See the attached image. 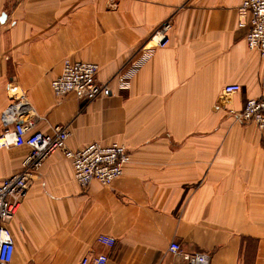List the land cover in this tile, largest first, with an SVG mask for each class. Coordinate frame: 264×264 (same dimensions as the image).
<instances>
[{
	"label": "crops",
	"instance_id": "0c3cea01",
	"mask_svg": "<svg viewBox=\"0 0 264 264\" xmlns=\"http://www.w3.org/2000/svg\"><path fill=\"white\" fill-rule=\"evenodd\" d=\"M242 1L0 0V114L22 89L36 130L68 125L72 150L117 142L132 156L110 185L82 187L64 152L51 154L8 223L11 264H81L99 254L107 264H175V241L207 253L209 264H264L263 137L254 123H217L264 92V59L238 25ZM168 21V41L156 46ZM145 48L150 59L126 83L113 81L109 96L89 104L54 96L64 60L98 64L108 83ZM231 83L241 91L226 96ZM28 152L0 149V182Z\"/></svg>",
	"mask_w": 264,
	"mask_h": 264
},
{
	"label": "built area",
	"instance_id": "2783aa9c",
	"mask_svg": "<svg viewBox=\"0 0 264 264\" xmlns=\"http://www.w3.org/2000/svg\"><path fill=\"white\" fill-rule=\"evenodd\" d=\"M238 18L239 27L248 28L247 47L258 51L264 59V0H243L238 7ZM169 28L170 22H166L158 34L157 45L166 40L164 33ZM145 50L143 59L149 58L152 53L149 48ZM136 58L133 57L129 62L131 65L120 81L129 80L130 75L140 67ZM98 71L99 65L96 63L64 60L61 73L51 82L54 96L61 99L72 94L87 104L100 96L109 95V86L98 81ZM240 91L241 85L237 83L227 84L223 88L226 96H233ZM232 117L238 122L256 124L264 136V92L260 97L248 99L242 110L232 112ZM38 120L27 93L15 89L9 104L0 114L3 125L0 149L27 146L29 152L22 168L0 182V264H11L13 261L15 243L8 223L16 215L34 177L51 154L58 150L64 152L72 161L75 178L82 187H87L93 180L110 185L123 174L124 166L132 159L130 150L116 142L110 145L94 142L72 150L68 148V125H56L51 133H45L35 129ZM98 240L108 247L116 244L113 237L106 235L99 236ZM169 252L176 257L175 264H209L210 260L207 253L187 252L176 241L170 244ZM108 261L107 254H99L84 257L81 264H107Z\"/></svg>",
	"mask_w": 264,
	"mask_h": 264
},
{
	"label": "rangeland",
	"instance_id": "374dc122",
	"mask_svg": "<svg viewBox=\"0 0 264 264\" xmlns=\"http://www.w3.org/2000/svg\"><path fill=\"white\" fill-rule=\"evenodd\" d=\"M168 22H170V21H168ZM163 27V26H162ZM161 27V28H162ZM161 28H159L158 30H157V32L155 33V35L153 36V40H155V44H156V46H158L157 45V42H158V34H160L162 31H160L161 30ZM172 28H173V24H172V22H170V28L164 33V35L166 36V40L162 43V44H164V43H166L167 41H168V33L172 30ZM157 39V40H156ZM161 45V44H160ZM153 52V51H152ZM143 52H141V54H139V56L138 55H134V57H137L135 60H138V64L140 65V67L137 69V71H139L140 69H141V67L143 66V64L145 63V62H147L149 59H150V57H151V55H150V57L149 58H147V59H143ZM133 59V57L132 58H130L128 61L130 62L131 60ZM129 62H127L126 64H124L123 65V67L121 68V70L119 71V72H117V74H115L114 75V77L108 82V83H102V84H107L108 86H109V88H110V93H111V91H112V83H113V81H116V82H118V83H121V84H123V83H126L127 81H129V80H126V81H120V78H121V76H123L122 74H124L125 72H127L128 71V69H129V67H130V65H131V63H129ZM136 71V72H137ZM131 76V75H130ZM97 78H98V75H97ZM98 81H99V79H98ZM100 82V81H99ZM110 95V94H109ZM109 95H107V96H109ZM75 96V95H74ZM101 97H104V96H100V97H98L97 99H99V98H101ZM97 99H95V100H97ZM95 100H93L92 102H94ZM92 102H90V103H92ZM89 104V103H88ZM217 123H219V124H229V125H253V123H244V122H238V121H236L233 117H232V113H229V112H226V113H223V115H222V117L219 119V121L217 122ZM256 125V124H255ZM261 133V132H260ZM262 139L264 140V136L262 135ZM117 143V142H116ZM120 144V143H119ZM205 253V252H204Z\"/></svg>",
	"mask_w": 264,
	"mask_h": 264
},
{
	"label": "water",
	"instance_id": "95a60500",
	"mask_svg": "<svg viewBox=\"0 0 264 264\" xmlns=\"http://www.w3.org/2000/svg\"><path fill=\"white\" fill-rule=\"evenodd\" d=\"M3 18H5V15L3 14Z\"/></svg>",
	"mask_w": 264,
	"mask_h": 264
}]
</instances>
